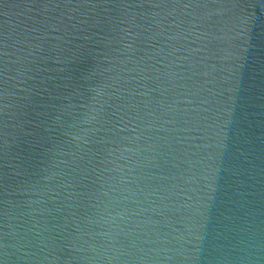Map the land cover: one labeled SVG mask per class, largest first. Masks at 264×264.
Instances as JSON below:
<instances>
[{
    "label": "water",
    "instance_id": "water-1",
    "mask_svg": "<svg viewBox=\"0 0 264 264\" xmlns=\"http://www.w3.org/2000/svg\"><path fill=\"white\" fill-rule=\"evenodd\" d=\"M0 264H264V0H0Z\"/></svg>",
    "mask_w": 264,
    "mask_h": 264
}]
</instances>
